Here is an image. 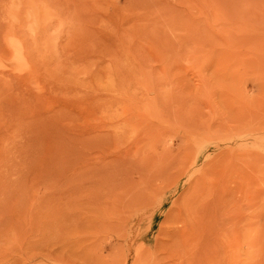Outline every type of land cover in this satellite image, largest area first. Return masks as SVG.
Here are the masks:
<instances>
[{"label": "rangeland", "instance_id": "rangeland-1", "mask_svg": "<svg viewBox=\"0 0 264 264\" xmlns=\"http://www.w3.org/2000/svg\"><path fill=\"white\" fill-rule=\"evenodd\" d=\"M0 264H264V0H0Z\"/></svg>", "mask_w": 264, "mask_h": 264}]
</instances>
